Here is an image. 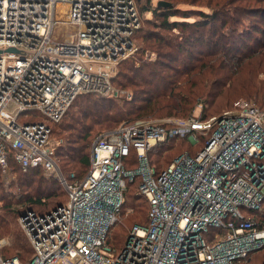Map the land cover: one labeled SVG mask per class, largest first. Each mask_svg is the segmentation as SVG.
<instances>
[{
  "label": "built area",
  "instance_id": "2783aa9c",
  "mask_svg": "<svg viewBox=\"0 0 264 264\" xmlns=\"http://www.w3.org/2000/svg\"><path fill=\"white\" fill-rule=\"evenodd\" d=\"M140 16L136 0H0V165L9 178L12 162L43 167L69 196L25 211L32 257L0 253V264H264V109L252 101L206 119L200 102L186 118L123 121L97 135L82 178L63 174L53 124L82 93H116ZM170 138L203 146L158 172L149 152ZM138 176L149 219L117 248L110 230Z\"/></svg>",
  "mask_w": 264,
  "mask_h": 264
},
{
  "label": "trees",
  "instance_id": "16d2710c",
  "mask_svg": "<svg viewBox=\"0 0 264 264\" xmlns=\"http://www.w3.org/2000/svg\"><path fill=\"white\" fill-rule=\"evenodd\" d=\"M207 5L210 11L154 6L152 0L140 6V12L151 11L160 19L153 24L146 19L150 25L141 37L147 47H138L135 54L121 60L113 78V84L132 89L134 99L83 93L76 97L64 117L54 123L59 129L53 135L60 140L56 153L66 178H82L89 168L88 151L93 139L123 121L142 117L186 118L200 102L204 104L200 118L206 119L232 99L227 109L241 100L252 101L264 109V0H208ZM177 15L180 19H171ZM154 25L173 31L180 28L181 32L167 35L155 30ZM147 48L157 52L155 60L137 55ZM68 115L70 119L61 122ZM112 122L116 125L93 134L95 126ZM202 146L203 143L192 145L187 138H170L150 150V162L159 172L187 147L194 148L189 152L196 154ZM11 166L12 178L8 182L0 165V237L12 239L10 244L0 247V253L4 257L18 255L27 261L32 257L33 247L18 226L19 216L29 209L48 212L65 203L69 196L58 177L54 173L47 175L43 167L24 171L14 162ZM140 182L138 176L128 184L120 212L122 222L110 230L109 243L117 248L127 239V226L148 222L150 203L137 192ZM259 252L254 257L264 262V251L262 255Z\"/></svg>",
  "mask_w": 264,
  "mask_h": 264
},
{
  "label": "rangeland",
  "instance_id": "374dc122",
  "mask_svg": "<svg viewBox=\"0 0 264 264\" xmlns=\"http://www.w3.org/2000/svg\"><path fill=\"white\" fill-rule=\"evenodd\" d=\"M137 1V3H138V8L141 10V7L140 6H142L144 3H146L148 0H136ZM162 1H164V2H168L169 4L168 5H162V6H170V5H176L177 7H179L180 9H194V8H198V9H205V10H207V11H210V8L208 7V0H152V5H157V4H160L161 5V2ZM140 19H141V24H140V27H142L141 28V32L137 35H135V45H136V49L131 53V55H133V54H135L136 53V50L138 49V47L141 49V47L143 46V48L144 47H147V45H146V43L144 42V39H142V35L144 34V30L147 28V27H149V25L153 22V21H158L157 19H160V17L159 16H156L153 12H151V11H147V12H140ZM195 17H197V16H195ZM146 19H151V21H150V24H148L147 22L148 21H146ZM171 19L173 20V19H180V16L179 15H177V16H172L171 17ZM188 19H194V18H192V17H190V18H188ZM187 19V20H188ZM153 24V23H152ZM155 26V25H154ZM140 27H139V29H140ZM155 30H159V31H161L162 33H164V34H167V35H177V34H179L180 32H181V30H180V28L179 29H176V30H167V29H161V28H157L156 26H155V28H154ZM67 34H69V33H67ZM142 41V42H141ZM130 55V56H131ZM137 55H141V56H143L144 57V59L146 58V59H153V60H155L157 57H158V55H157V52L155 51V50H151V49H149V48H147L146 50H144V52H139V54H137ZM185 54H183V56H184ZM175 64H177L176 62H175ZM116 70H118V67H116ZM168 73H170V72H168ZM171 74V73H170ZM114 85V88L115 89H117V91H116V93L115 92H113V93H111L112 95H114V96H116V97H118L119 99H125V100H128V101H131V100H133L134 99V97H135V95H134V92H133V90L132 89H130L129 87H123V86H121V85H118L117 86V84L115 85V84H113ZM83 94V93H82ZM100 94V93H99ZM102 95H104V96H109V94H107V93H105V94H102ZM238 98H243V99H247L246 97H238ZM236 99V98H235ZM234 99H232L230 102H224V104L221 106V108L220 109H218L217 111H216V113L215 114H219V113H221V112H223L224 110H226L227 109V107L232 103V101H233ZM122 101V100H121ZM195 109V108H194ZM211 110H212V108H210ZM74 110V108L70 111V113H72V111ZM130 117V116H129ZM134 117V116H133ZM131 118V117H130ZM152 118H161V117H152ZM22 119V118H21ZM68 119H70V115H68V116H66L61 122H66V121H68ZM23 120V119H22ZM56 124H54L53 125V131H55V130H57V129H59V126H55ZM114 125H116L115 123H110V124H104V125H97V126H95L94 128H93V134L94 133H96L99 129L101 130V128L102 129H105V128H108V127H111V126H114ZM97 137V136H96ZM95 137V138H96ZM53 138H54V140L55 141H58L59 142V144H60V140H58L57 138H56V136H54L53 135ZM95 138L93 139V141L95 140ZM93 143V142H92ZM92 146V145H91ZM188 149H184L183 150V152L184 151H190V150H194V148H189V147H187ZM88 152H91V148L89 149V151ZM152 164V163H151ZM59 166H60V164H59ZM153 166V165H152ZM61 168V167H60ZM61 170H62V168H61ZM62 172H63V170H62ZM54 172H51V171H48L46 174L47 175H50V174H53ZM55 174V173H54ZM53 174V175H54ZM56 175V177H57V174H55ZM54 177V176H53ZM6 179H7V181L8 182H10L11 181V177L9 178V176L6 174ZM59 179V178H58ZM59 181H60V179H59ZM61 182V181H60ZM22 216V215H21ZM21 216H19V218H18V226L20 227V228H22V230H24L23 229V227H22V225H21V223H20V217ZM131 220H133V219H131ZM128 225H130V224H128ZM128 227L129 226H127V229H128ZM26 233V232H25ZM27 235V234H26ZM0 240H3L4 241V243L2 244V245H0V247H2V246H4V245H8V244H10L11 243V238L9 237V236H3V237H0ZM264 251V247L261 249V252H259V255H262V252ZM264 253V252H263ZM14 256H18V255H14ZM12 257V256H11ZM259 261V260H258ZM260 262V261H259Z\"/></svg>",
  "mask_w": 264,
  "mask_h": 264
},
{
  "label": "water",
  "instance_id": "95a60500",
  "mask_svg": "<svg viewBox=\"0 0 264 264\" xmlns=\"http://www.w3.org/2000/svg\"><path fill=\"white\" fill-rule=\"evenodd\" d=\"M168 4H169L168 2H164V1L161 2V5H168ZM10 50H13V49H10Z\"/></svg>",
  "mask_w": 264,
  "mask_h": 264
}]
</instances>
